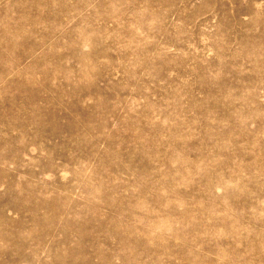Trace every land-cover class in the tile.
I'll return each instance as SVG.
<instances>
[{
  "label": "rangeland",
  "instance_id": "374dc122",
  "mask_svg": "<svg viewBox=\"0 0 264 264\" xmlns=\"http://www.w3.org/2000/svg\"><path fill=\"white\" fill-rule=\"evenodd\" d=\"M0 264H264V0H0Z\"/></svg>",
  "mask_w": 264,
  "mask_h": 264
}]
</instances>
